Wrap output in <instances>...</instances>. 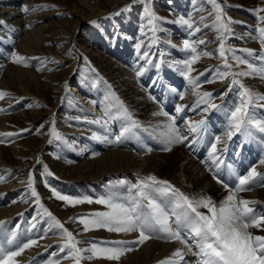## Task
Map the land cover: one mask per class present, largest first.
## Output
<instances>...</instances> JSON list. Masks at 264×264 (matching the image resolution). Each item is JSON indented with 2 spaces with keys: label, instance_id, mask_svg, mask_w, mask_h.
I'll return each instance as SVG.
<instances>
[{
  "label": "bare ground",
  "instance_id": "6f19581e",
  "mask_svg": "<svg viewBox=\"0 0 264 264\" xmlns=\"http://www.w3.org/2000/svg\"><path fill=\"white\" fill-rule=\"evenodd\" d=\"M33 1L35 2V0H0V20L5 22L4 26L0 28V90L8 94L0 99V110H3L0 111V133H13L12 129H15L13 127L15 123H17L15 124L17 127H34L36 121L48 116L45 119L48 122L47 127L37 134H40L39 136L35 135L33 138L17 143L13 141L15 135L0 136V139L5 140V143H0V174L4 175L6 180V182H0V221L5 222L0 224V241L5 238L12 239L13 233H15V243L22 244L30 239L39 240V246L26 249L21 256L16 258L19 264H48L49 261H53L55 264V261L64 255V253H58L57 248L58 245L64 243L59 235L61 230L55 227L51 218L43 213L40 206L34 202L35 198L30 195V189L27 186V168L29 166H32L34 170V186L39 193L40 203L68 230L72 231L74 236L80 232L81 234L76 236V239L90 242L78 245L81 248H88L91 243L104 246L101 242L105 241H131L138 234L114 233L108 232L106 229L83 232V226L78 221H70L69 218H91L88 214L107 211V207L97 203L68 205L55 199L51 188L46 187L45 182L49 186L55 187L54 189L61 194L76 199L89 197L95 201L101 197L117 196L121 200H127L137 192V189L132 185L137 184L140 179L155 176L159 180L175 184V188L190 198L211 197L215 203L219 204L229 193L223 184L217 183L213 179L214 168L217 165L216 160L214 161L209 154L210 162L208 160L199 161L190 155L191 153H188L190 149L193 153L199 144L198 140L202 138L205 131L210 134L214 132V136L220 138V143H217V152L226 148L232 152L240 149L242 158L258 156V162L250 166V168L255 167L259 174L254 178L255 185L251 191L239 192L238 199L256 201L250 206L257 212L264 213V187L259 186L264 183V164L260 163L261 160H264V139H261L264 137V133H259L254 126H251L248 130L252 132L251 135L242 129L241 132L234 133L229 139L227 135L229 121L225 119L228 110L236 103L239 106L242 100L246 99L244 96L239 97L235 103V98H233L235 91L239 94L243 93L241 87L243 85L253 93L249 106L251 118L264 121V107L260 106L264 104V101L258 99L259 96L264 95V59H262L264 45H261L264 37L260 34L258 39L253 32H250L252 21L246 15L235 16V21H233L235 27L227 34L228 40L223 39L227 63L231 65L230 68L225 66V59L219 56V36L216 41H208L207 46L203 47L204 44H199L202 39H196L192 33L183 30L180 26L171 25L154 34L151 40L153 46L150 47V44L145 46L153 54L155 53L152 58L156 60L154 67L157 68L154 70L155 73H152L147 67L151 63L146 66L142 55L133 54L132 47L126 46L128 43L130 44V37L122 35L128 42L123 39L125 45L121 47L122 52L118 51L117 56L122 61L129 63L131 68L144 72V83L147 85V89L152 91L149 93L154 94L155 100H158L159 104L161 102L164 104L163 110L144 89L146 86L141 87L131 73L123 71L110 59L91 54L90 48L88 49V46L84 44L89 39L85 40L84 37L76 36L75 33L69 35L65 33L68 32V29L59 24L57 32L53 33L49 31L48 24H40L41 14L36 12L37 9L34 7ZM125 1L123 0L120 4ZM24 5L29 6L28 13L22 11ZM184 5L185 3L181 0H175L169 7L181 12ZM31 9L36 10L32 11ZM92 17H94V13H88L87 16L79 19L78 24L87 23ZM131 25L134 27V23ZM75 29L76 26L74 31ZM47 35L57 36L59 38L57 42H65L63 45L65 55L63 56L72 57V59L63 57L64 61H71L69 71L65 77L61 76L55 86L56 90L63 89L61 99L59 94H50L48 88H52L55 78L49 73L43 60L38 58L40 55L38 51L44 48ZM66 35L70 38H66ZM182 36L193 38L192 43L197 47L199 54L210 52L216 56V59H221L220 68L223 71L229 73L252 72L248 76L233 77L228 75L226 83L229 88L232 87L233 96L224 99L226 98L225 94L223 102L218 108H209V105H205V107L200 104L199 97H194L195 94L191 92L192 89L194 90L193 85H191V89H185L180 85L178 78L170 76V72L162 76L161 73L166 71L163 69L165 67L174 69L176 73L184 70L182 62L187 54L182 49ZM103 37L105 36L103 35ZM120 39L122 42V38ZM243 43H247L251 47L250 52L253 51L251 54L239 48L243 46ZM74 44H79L80 48L74 47ZM236 50H239L238 56ZM47 51L49 50L47 49ZM14 54L23 56L27 66L24 63H15ZM47 54L50 55V51ZM86 54L92 66L97 67L113 85L115 84L121 89L119 94L113 91L114 86L112 87L109 81L105 84L104 81H101L102 76L99 72H86L87 63L79 60ZM202 57L200 60L203 59ZM233 57H239L249 62L255 71L248 69L245 64L238 63ZM233 79L238 80L239 83H233ZM69 85L74 86L73 90L68 87ZM181 95H183V99H181ZM116 98L123 103L124 107H129L127 109L137 121H148L146 123H150V130L162 138V142L139 127L131 128L121 137L119 143H109L108 141L114 140L120 135L116 133L118 128L123 130L130 124L120 114L121 109ZM178 106L182 108V111H176ZM96 107L99 108L98 112ZM205 108L207 111H204ZM173 109L177 115L172 117H175V124L181 136L186 138L184 140L186 145L174 144L171 146V151H165L163 150L165 146L163 143L164 134L168 131L166 126L171 122V116L154 115V113L170 114ZM213 112L218 115L216 116ZM97 120L100 123H94ZM200 120L205 123L196 132L190 131L189 126ZM53 126L60 134L61 139L51 135ZM94 134L100 136L101 139H95ZM243 140L247 141V145L250 142V145L237 148L236 145L243 144ZM28 143L33 145V152L31 149L27 150L32 153L31 155H26L21 147L24 146L23 144L27 146ZM181 144L184 148L181 147ZM148 148H151L152 151L147 152ZM181 148L183 149L181 150ZM23 149L25 148L23 147ZM48 172L51 175H48ZM84 194L85 196H83ZM24 200L28 202H22ZM200 210L206 212V209ZM49 228L52 231L48 232L47 238L39 239ZM249 230L256 235H264V231L255 228ZM49 245L51 247H47ZM135 249L126 253L119 261L93 258L92 260L82 259L81 264H158L159 261L171 257V254L177 249L184 253V261H181L180 264H185V262L186 264H197L199 260V257L193 256L179 241L166 242L163 239H150L143 245H136ZM53 253H57V256H53ZM83 255L86 257L89 254L83 253ZM73 262L74 260L71 258L59 259V264H74Z\"/></svg>",
  "mask_w": 264,
  "mask_h": 264
},
{
  "label": "snow or ice",
  "instance_id": "6c2138e0",
  "mask_svg": "<svg viewBox=\"0 0 264 264\" xmlns=\"http://www.w3.org/2000/svg\"><path fill=\"white\" fill-rule=\"evenodd\" d=\"M214 6L215 24L216 30L220 33L219 44V56L225 59V66L230 68L231 65L227 63L224 36L227 32H230L229 24L231 20L225 22L223 18V8L217 0H209ZM130 5L125 6L127 10ZM35 11L36 9H31ZM24 13L30 11L29 6L24 5L22 7ZM145 12L148 16L154 17V14L149 8H145ZM117 15L119 13H116ZM203 19V18H202ZM264 20V17H261ZM152 23V20H149ZM183 25H186L189 29L193 28V24L189 19L181 18L178 21ZM5 22L0 20V28L4 26ZM31 27V25H29ZM15 31V29H12ZM196 32L200 29L195 28ZM262 37H264V28L259 29ZM206 41L200 40L199 44H205ZM264 44V40H262ZM140 45H137L139 49ZM183 48L191 51L193 55L189 59L182 62L184 70L182 75L185 77L195 71L192 67L201 56H210L209 52L197 53V47L194 43H190L189 40L183 41ZM249 54H251L250 50ZM146 55V54H145ZM240 64H245L247 61L233 57ZM264 59V57H262ZM14 62L17 64L24 63L27 66L25 58L23 56L14 54ZM248 69L255 71L253 65L247 63ZM250 71H242L239 73L223 72L219 73V78L224 79L228 75L236 76H248L251 75ZM140 75V72H137ZM203 75V73H201ZM195 84V80L189 81ZM214 82V81H208ZM233 83H239L238 80L233 79ZM67 87V85H65ZM242 95L246 99L242 100L241 104L234 108L230 113L229 119V131L227 132L228 138L231 139L232 135L241 130L248 131L251 126H254L259 133H264V121L253 120L249 114V106L252 102L253 93L243 87ZM8 95L3 90H0V99H3ZM210 93H203L202 102L208 103L207 99L210 97ZM118 101V98H116ZM183 99V95H181ZM259 100L264 101V95L258 97ZM121 109V115L130 122L128 127H125L119 136L114 140L108 141L109 143H119L121 137L125 133L129 132L131 128H139V123L133 118L129 110L124 107L122 102H119ZM211 107L215 108L216 105L212 104ZM264 107V104L260 105ZM3 111V110H0ZM177 112L182 111L181 107H177ZM207 111V108L204 109ZM154 115H165L167 113H154ZM170 123L166 126L168 131L164 134V149L165 151H171V146L178 143H183L186 139L182 137L178 127L175 124V117L170 118ZM94 123H100V121H94ZM205 122L200 120L196 124L189 126V130L196 132L200 126ZM22 131H31L30 129H23ZM251 135L252 132L248 131ZM18 135L14 133H0V136L10 137ZM51 135L57 139H61L60 134L53 126L51 129ZM94 138L100 140L101 137L94 134ZM264 139V137H261ZM0 143H5V140L0 139ZM217 143H220V138L216 137V143L211 144L210 156L215 161L217 157ZM152 149L148 148L147 152H151ZM260 163L264 164V160ZM47 172V168L45 166ZM11 175V174H10ZM48 175H51L48 172ZM259 175L255 167L251 168L247 175L240 176L238 183L234 189H231L227 183H224L217 176H213V179L217 183L223 184L224 188L228 191V195L219 202L215 203L211 197H200L199 199L190 198L185 195L179 189L175 188L169 181L159 180L155 176H148L140 179L137 184L132 185L137 189L136 194L127 200H121L117 196H109L107 198L101 197L93 201L89 197L82 199L72 198L68 195H63L51 188L52 195L55 199L63 201L68 205L75 206L84 203H97L105 205L107 211H97L88 214L91 218L84 217H70L72 222L78 221L83 226V232H88L96 229H106L108 232L114 233H137V237L131 241H105L101 242L104 246H98L96 243H91L88 248L78 247L80 244H88L89 241H81L76 239V236L80 235V232L74 236L73 232L68 230L64 224L57 219L47 208L40 203L39 193L34 186L35 180L33 174L29 172L27 179V186L30 189L31 197L35 198L37 203L46 214L54 222L57 229H60L59 235L64 243L57 246L58 253H64L59 259H73L74 264H81L82 259L92 260L93 258H104L109 261H119L126 253L135 249L136 245H143L150 239H163L166 242L179 241L185 245L189 252L193 256L199 257L197 264H264V235H256L249 229L255 228L260 231H264V213L257 212L250 205L255 204L256 201H250L248 199L239 198L238 194L241 191H251L255 185L254 178ZM0 182H6L4 175L0 174ZM46 187H50L45 182ZM259 186L264 187V183ZM27 203V200L22 201ZM200 209H206V212ZM35 219V218H34ZM4 221H0V224H4ZM35 227V225H33ZM52 229L49 228L45 231V234L39 239L47 238L48 232ZM56 234V233H53ZM111 245V246H108ZM34 246H39L38 239H30L26 242L15 243V233L12 234V239L5 238L0 241V264H19L16 259L21 256L26 249ZM51 247V245L47 246ZM195 249V250H194ZM47 250V249H45ZM83 253H88L86 257ZM53 256H57V253H53ZM178 258V259H176ZM59 259L55 261V264H59ZM184 261V253L182 250L177 249L171 257L165 258L158 262V264H180ZM48 264H53V261H49ZM186 264V262H185Z\"/></svg>",
  "mask_w": 264,
  "mask_h": 264
},
{
  "label": "rangeland",
  "instance_id": "374dc122",
  "mask_svg": "<svg viewBox=\"0 0 264 264\" xmlns=\"http://www.w3.org/2000/svg\"><path fill=\"white\" fill-rule=\"evenodd\" d=\"M84 1L85 3H83ZM122 1L123 0H35V2L33 1V4L35 3L34 7L37 9L36 12H40L41 14L40 24H48L50 26L49 31H51L52 33L57 32L56 30L58 29V26L62 25L63 28L68 29V32L65 33H68L69 35L75 33L76 36L81 35L85 38V40L89 39L84 44L88 46V49L90 48L89 51L91 50V54L101 55L105 59H110V61L114 62L116 66L120 67L123 71L131 73L133 78L139 82V85L141 87L144 88L146 86L144 89L153 98L152 100L155 101V103L159 104V102H157L158 100H155L154 94L151 95L149 93L152 91L148 90L147 85H145L144 83V72L135 68H131L129 63L122 61V59L117 56V53L122 52L121 47L125 45L123 40L125 38L123 36L127 35L128 37H130V44L128 43V45L126 46L132 47L131 51L133 52V54L139 53L140 56L142 55L141 57L142 59H145L146 66L151 63L150 66H147L149 67L148 70L152 73H155L154 70L155 68H157L154 67L156 64V60L152 58L155 53L153 54L150 49L145 48V46L149 44L150 47L153 46L151 40L154 34L161 32V30H164L165 28H169L171 25L180 26L181 28H183V30L192 33L196 39L200 38L204 41L207 40L203 46L205 47L207 46L208 41H216V38L218 36L220 37V33L216 30V27L214 26L216 10L214 6L209 2V0H181L185 3L184 9L181 12L175 11L173 10V8L169 7V5L173 4L175 0H126L124 3L120 4V2ZM217 3H219L223 8V18L225 22H227L228 20L232 21V23L229 24L230 31L233 27H235V22H233L235 21V16L244 14L252 21L250 23L252 26V30L250 32H253L256 35V38L259 39V29L264 28V20L261 19V17H264V0H217ZM128 5H130V7L127 8V10H122L125 9V6ZM146 7L150 9V11L154 14V17H150L147 15V13L145 12ZM91 12L94 13V17L87 21V23L81 22L78 24L79 19L84 16H87V14ZM116 13L119 14L117 15ZM181 18L189 19L190 22L193 24V28L189 29L186 25L178 23ZM149 20H152L151 24L149 23ZM132 23H134V27L131 25ZM75 26L76 29L74 31ZM197 27L200 29L199 32L195 31V28ZM228 33L229 32L225 34L223 38L224 40H228ZM102 34L105 37H103ZM65 37L70 38V36L68 35H66ZM120 38H122V42ZM185 39L189 40V42L192 43L193 38L189 39L187 36H182V40L180 39L182 41L181 45H183V41ZM58 40L59 38L57 36L52 37V35H47V40L44 43V48L38 51L40 54L38 55V58H41L43 60V64L48 67L49 73L53 75V78H55V83L53 84L52 88H48L50 94H59V98L61 99L63 96V89L56 90L57 88L55 86L57 85V81L61 79V76L65 77L69 71V64L71 63V61H64L63 57H69L70 59H72V57L63 56L65 55L63 53V45L65 42H57ZM125 40L127 41V39ZM138 44L140 45L139 49L137 48ZM261 45L264 44L261 43ZM74 47H78L79 49L80 45L74 44ZM114 48H116L115 51ZM239 48L243 50H250L251 47L248 46L247 43H243V46ZM47 49L50 51V55L47 54L49 52L47 51ZM182 49L186 52L185 54H187L185 55L186 58H184V60L189 59L190 56L193 55L190 49L185 50L183 46ZM262 49L264 52V48ZM235 52L238 56L239 50H236ZM263 52L260 53L263 54ZM87 54L86 56H82L79 59L80 61L87 63V65L85 66L87 67L86 72H99L102 76L101 81H104V84L105 82H108L109 80L107 79V77L101 71H99L97 67L95 68L94 66H92ZM196 54H199L198 51ZM202 58V60L199 59L196 64L192 66L195 71H193L188 77L182 75V70L176 73L174 69H167V67L163 68L166 71L162 70L164 72H162L161 74L162 76H164V74L167 75L170 72V76L176 79L178 78L177 80L180 82V85L182 87H185V89H191V85H193L194 90L192 89L191 92L195 94L193 95L194 97H199L200 104H202L203 106L209 105V108H213L210 105L214 104L217 106L216 108H218L222 104V99L225 94L226 98L224 99H227L228 96H233V93L231 92L232 87L229 88V85L226 83V80H228V76L224 79L219 78V73L225 72L220 68L222 63L220 62L221 59H216V56L212 53L210 56H203ZM247 63H245V65H247ZM138 71L140 72V75H137ZM201 73H203V75H201ZM190 80H195L196 83L192 84L189 82ZM208 81L214 82L210 83ZM109 83L112 87L114 86L113 91H116L119 94V90L121 89L116 87L115 84L113 85L111 81H109ZM68 87L72 90L74 88L73 85H69ZM228 88L229 90L226 93V90ZM205 92L211 94L210 97L205 98L207 99L208 103L202 102L203 93ZM239 97H243V95L235 91V94L233 96V98H235V103L237 102V99ZM159 105L164 110V104L161 102ZM237 106L238 105L236 103L234 107L228 110L227 114L225 115V119L229 121L231 111L234 110V108ZM38 108H40V105H38ZM98 109L99 108L96 107L97 112ZM173 111H171L168 115H170L171 117L176 116L177 112L174 111L173 113ZM10 113L13 114V112ZM249 114H251V112ZM215 115L217 116L218 114L215 113ZM47 118L48 116L39 119L38 121H36V125L30 128H24V126L17 127L15 125L17 123L13 124V127L15 129H12V132L14 134H18L14 136V143L25 141V139L28 138H33L35 135L39 136L40 134H37L40 133L42 129H45V127H47L46 124L48 122L47 120H45ZM137 122L139 123L140 127L146 131L147 134L162 142V138H160L158 135L154 134L150 130V123H146L148 121L145 122L138 120ZM23 129H30L31 131H22ZM122 131L123 130L121 128H118L116 133L120 134ZM23 145L24 146L21 147L24 153L26 155H31L32 153L28 151L29 149H31V152H33L32 143H28L27 146H25V144ZM7 146H9V144H7ZM23 147L25 149H23ZM181 147L184 148L182 144ZM183 148H181V150ZM190 155L195 158L193 154ZM207 155L209 156L208 153ZM195 159L198 158L196 157ZM27 172L28 178L29 172L34 174L33 167L29 166L27 168ZM50 188L55 187L50 186ZM83 196H85V194Z\"/></svg>",
  "mask_w": 264,
  "mask_h": 264
}]
</instances>
